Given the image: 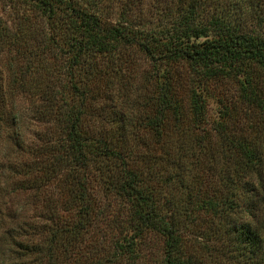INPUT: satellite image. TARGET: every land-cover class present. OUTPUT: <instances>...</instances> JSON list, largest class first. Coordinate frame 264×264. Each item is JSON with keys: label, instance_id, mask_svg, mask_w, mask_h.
I'll return each mask as SVG.
<instances>
[{"label": "rangeland", "instance_id": "rangeland-1", "mask_svg": "<svg viewBox=\"0 0 264 264\" xmlns=\"http://www.w3.org/2000/svg\"><path fill=\"white\" fill-rule=\"evenodd\" d=\"M242 1L247 5L246 0ZM126 2L105 0L100 6L110 12L113 23L125 10L135 30L169 31L178 19L174 5L158 13L150 8L149 0L139 4L135 0L131 7ZM212 2L226 11L233 9L231 0ZM248 8L234 13V23L244 31L262 28L259 22L264 20V8ZM29 11L23 1L0 0V28L9 27L13 34H21L22 29L24 33L17 41L13 38V45L0 39V264H111L109 261L118 252L116 245L122 242L123 227L130 231L127 222L134 210L108 187L97 167L90 165L80 173L92 203L89 224L82 233L73 231L58 243H51L52 229L64 230L77 224L75 204L79 203L73 201L72 180L65 168L49 176L45 184H33L44 174L40 166L45 168L54 157L64 155L61 150L53 154L39 152L64 138L63 112L80 107L86 137L119 140L125 145L124 151L133 154L132 165L151 190L160 213L175 214L186 227V249L198 264H246L244 258L237 257L238 244L230 240L232 227L261 223L264 213L256 214L255 219L229 213L222 218L207 206L209 202L222 203L227 195L242 209L248 206L246 188L253 176L246 175L240 181L233 175L234 167L227 169L218 146L221 138L212 128L220 117L221 99L235 117L232 124L228 123L232 127L229 131L252 141L260 136L264 139L262 116L259 112L247 115L241 85L235 80L207 85V116L198 126L189 109L195 88L189 68H171L159 62L155 66L157 63L134 45L123 47L111 61H99L101 73L86 85L88 98L82 101L72 95V85L81 84L79 78L70 76V56L58 49L39 52L44 49L38 36L43 25L33 20ZM31 54H37L36 58ZM163 70L171 75V95L182 117L176 121L177 116L170 114L156 135L144 119L156 115L154 103L162 82L158 73ZM24 73L27 81L21 86L17 77ZM122 117L127 118L123 136L118 132L125 124ZM231 179L232 186L228 181ZM141 241L137 261L124 258L113 264H164L165 237L147 232ZM263 253L264 248L253 264L259 263Z\"/></svg>", "mask_w": 264, "mask_h": 264}, {"label": "trees", "instance_id": "trees-1", "mask_svg": "<svg viewBox=\"0 0 264 264\" xmlns=\"http://www.w3.org/2000/svg\"><path fill=\"white\" fill-rule=\"evenodd\" d=\"M18 1L29 5L33 20L43 25L38 36L44 49L39 52L44 54L46 50L58 49L70 56V76L73 79L79 78L81 84L72 85V95L82 101L88 98L86 85L101 73L98 68L99 61L103 58L111 61L123 47L137 45L152 62L157 63L155 66H158L159 62L160 65H169L171 68L174 65L189 68L195 87L191 91L189 109L198 126L205 122L207 116L206 86L225 80H235L241 85V98L248 105L247 115L252 112L256 115V112H259L264 121V20L259 22L262 28L244 31L233 19L234 13L237 14L240 8H264V0H246L247 5L242 0H231L233 9H229L230 11L221 9L212 0H149L150 8L158 13L173 5L178 9V19L172 24V28L160 33L135 30L131 25L133 20L125 10L119 13L118 20L113 23L109 18L110 12L100 6L105 0ZM134 3L135 0H127L126 5L131 7ZM139 3L141 0H138ZM248 13L246 11L247 16ZM21 32L13 34L9 27L0 28L1 42L9 40L13 45V38L17 41L23 36L22 29ZM31 55L32 58L37 56ZM32 63L33 61L29 64ZM158 74L162 82L154 103L156 115L148 118V121L147 117L144 119L146 127L152 129L156 135L163 130L170 114L177 116L176 121L182 117L181 108L171 95L173 86L170 73L163 70ZM17 78L21 86L27 81L25 73ZM219 100L220 117L218 121L213 122L212 128L221 138L218 140V146L223 155L222 162L227 169L234 167L232 172L238 180L241 181L244 176L251 174L254 183L252 181L247 184L248 206L245 209L228 195L223 198L222 203L209 202L207 206L222 218L224 214L229 213L238 216L246 214L255 219L259 213H264V139L260 136L252 141L229 131L228 123L232 124L235 117L230 106ZM84 104L82 102L81 106ZM249 107L253 110L249 111ZM81 109L71 108L63 112L64 138L42 147V152H39V155L44 152L53 154L61 150L64 155L54 157L53 162L45 168L40 166L44 174L35 179L33 184L41 186L54 174H58L60 169L65 168L69 170L68 178L72 180L73 201L79 203H74L79 217L77 224L64 230L52 229L51 243H58L65 234L70 236L73 231L82 233L89 224L92 203L88 199L86 184L80 173L92 165L97 167L108 187L118 196L125 198L134 210L127 222L132 235L123 227L122 242L116 245L118 252L109 261L111 264L124 258H127V261H137L141 240L147 232H155L165 237L167 244L164 264H198L188 254L190 249H186V227L175 214L165 216L160 213L161 208L154 201L151 190L132 165L133 154L124 151L125 145L119 140L115 142L114 139L86 137L82 131L84 112ZM122 120L125 124L118 129L121 136L127 127V118L122 117ZM228 181L231 186L234 185V179ZM233 227L230 240L238 244L237 257L253 264V259L264 248V221L245 223L234 227L235 230ZM263 263L264 255L258 264Z\"/></svg>", "mask_w": 264, "mask_h": 264}]
</instances>
